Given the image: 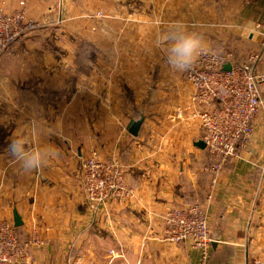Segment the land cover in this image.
<instances>
[{
    "label": "crops",
    "instance_id": "0c3cea01",
    "mask_svg": "<svg viewBox=\"0 0 264 264\" xmlns=\"http://www.w3.org/2000/svg\"><path fill=\"white\" fill-rule=\"evenodd\" d=\"M20 2L42 26L16 54L0 57V219L21 216L23 264H250L264 257V112L247 147L214 180L206 169L212 159L198 145L195 87L166 56L165 36L177 24L199 32L203 48L218 45L220 27H235L228 24L235 0H0V9ZM247 4L254 11L242 19L253 15L255 30L243 42L254 49L237 52L244 60L259 52L264 74V0ZM63 14L68 20L58 24ZM50 31L59 36L52 54L44 52ZM142 117L131 134L129 124ZM14 138L52 145L58 156L26 173L7 150ZM93 149L101 160H119L134 188L97 214L83 190L82 163ZM194 202L214 239L206 260L188 242L163 239V215ZM33 233L43 244H30ZM111 250L122 255L112 258Z\"/></svg>",
    "mask_w": 264,
    "mask_h": 264
},
{
    "label": "built area",
    "instance_id": "2783aa9c",
    "mask_svg": "<svg viewBox=\"0 0 264 264\" xmlns=\"http://www.w3.org/2000/svg\"><path fill=\"white\" fill-rule=\"evenodd\" d=\"M23 7L24 2H20V7L10 12L0 9V57L16 54L20 42L42 26ZM234 58L232 52L203 48L185 71L186 79L195 87L193 98L202 106L194 115L202 124V140L212 159L206 169L214 180L228 160L247 147L256 120L264 112V74L257 71L260 53H252L240 63ZM228 63L230 69L226 68ZM82 167L85 205L91 213H99L110 201L123 202L133 196L134 188L127 182L124 165L119 160H101L93 149ZM163 220L165 241L188 242L203 260L207 259L214 239L200 202L173 207L163 215ZM30 244L39 246L43 241L33 233ZM28 252L14 223L0 219V264H23L29 258ZM110 254L112 258L122 255L115 250ZM77 264H83L82 259ZM250 264H264V257L255 258Z\"/></svg>",
    "mask_w": 264,
    "mask_h": 264
},
{
    "label": "clouds",
    "instance_id": "9594fccd",
    "mask_svg": "<svg viewBox=\"0 0 264 264\" xmlns=\"http://www.w3.org/2000/svg\"><path fill=\"white\" fill-rule=\"evenodd\" d=\"M168 43L166 56L169 66L177 71L188 70L203 50V38L197 31L188 30L177 24L165 36ZM8 152L26 173L37 171L58 156V150L52 145H29L22 138L11 139ZM55 154V155H53Z\"/></svg>",
    "mask_w": 264,
    "mask_h": 264
},
{
    "label": "rangeland",
    "instance_id": "374dc122",
    "mask_svg": "<svg viewBox=\"0 0 264 264\" xmlns=\"http://www.w3.org/2000/svg\"><path fill=\"white\" fill-rule=\"evenodd\" d=\"M251 2V4L255 3V0H235V16L233 20H230L228 22V24H234L235 23V27H220V33L219 36L220 39L219 41H221L218 45H210L209 47H204V48H211L217 52L220 51H228V52H232L235 57L237 59H239L240 61L244 60L245 58L243 57V52L247 49V50H253L254 47L249 43L247 44L246 41L243 42L244 39L247 38L248 33L252 30L254 31L255 29L253 28L254 24V19H253V15H252V21L250 19V17L247 15V17L244 19H242V16L244 15L245 12L250 11L253 12L254 10L252 9V5H248L247 3ZM58 5V3H57ZM252 6V7H251ZM63 8V6H61V9ZM249 12V13H250ZM252 14V13H251ZM70 16V15H69ZM55 16V20H56ZM60 17L63 18V22H61L59 19L58 24L64 23L65 21H67V15L63 14ZM221 19V18H220ZM222 20V19H221ZM237 26V27H236ZM38 30V29H37ZM36 31V30H35ZM36 33H33V37H38L39 35H37ZM59 36L54 35V33L51 31L48 33L47 36L44 35L43 38H47L44 41V52L48 53V54H52L55 53V47H52V43H54L55 38H57ZM67 38V36H65ZM41 38V39H43ZM26 39V38H25ZM227 40H234L235 45L231 46L228 45V41ZM25 40L21 41L20 44H24ZM250 48V49H249ZM46 50V51H45ZM66 50V49H65ZM20 51L24 52V47H20ZM26 51V49H25ZM240 52L241 54H238V52ZM28 52V51H27ZM240 55V56H239Z\"/></svg>",
    "mask_w": 264,
    "mask_h": 264
},
{
    "label": "water",
    "instance_id": "95a60500",
    "mask_svg": "<svg viewBox=\"0 0 264 264\" xmlns=\"http://www.w3.org/2000/svg\"><path fill=\"white\" fill-rule=\"evenodd\" d=\"M226 68H227V69H230V68H231V64L228 63V64L226 65ZM142 122H143V117H142L141 119L137 120V121H132V122L129 124V126H128V130H129V132H130L131 134H133V135H137L138 132H139V129H140V127H141ZM198 145H199L200 147H206L205 142H204L203 140L200 141V142H198ZM22 224H23V221H22L21 216L18 214L17 211H15V212H14V225H15L16 227H19V226H21Z\"/></svg>",
    "mask_w": 264,
    "mask_h": 264
},
{
    "label": "trees",
    "instance_id": "16d2710c",
    "mask_svg": "<svg viewBox=\"0 0 264 264\" xmlns=\"http://www.w3.org/2000/svg\"><path fill=\"white\" fill-rule=\"evenodd\" d=\"M234 60H236V57L234 58ZM240 61H238L237 63H239ZM18 228V230H19V227H17Z\"/></svg>",
    "mask_w": 264,
    "mask_h": 264
}]
</instances>
